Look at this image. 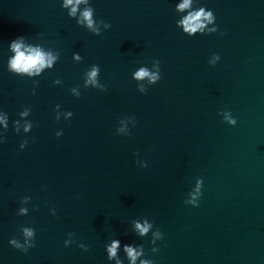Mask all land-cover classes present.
Segmentation results:
<instances>
[{"label": "water", "instance_id": "water-1", "mask_svg": "<svg viewBox=\"0 0 264 264\" xmlns=\"http://www.w3.org/2000/svg\"><path fill=\"white\" fill-rule=\"evenodd\" d=\"M202 2L219 30L190 37L175 25L174 0H92L96 16L111 22L100 35L59 0H0V108L15 119L31 106L33 121L25 148L11 119L0 144V264H111L104 244L113 236L150 249L149 237L130 229L140 215L164 233L149 253L156 264H264V0ZM20 34L60 49L35 94L31 79L5 66L7 44ZM153 58L161 79L141 93L131 72ZM91 63L107 90L81 87L74 97L69 87L82 85ZM56 103L72 110L70 122L55 121ZM225 107L235 126L218 114ZM125 114L137 120L127 137L115 133ZM197 176L204 183L193 207L184 199ZM23 195L32 197L29 213L17 216ZM27 223L36 243L24 253L8 239ZM69 231L86 251L63 245Z\"/></svg>", "mask_w": 264, "mask_h": 264}, {"label": "clouds", "instance_id": "clouds-1", "mask_svg": "<svg viewBox=\"0 0 264 264\" xmlns=\"http://www.w3.org/2000/svg\"><path fill=\"white\" fill-rule=\"evenodd\" d=\"M60 7L66 10L68 17L73 18L77 25L82 26L89 32L100 35L103 30L111 27V22L96 16V10L92 0H59ZM174 11L176 12L175 25L186 35L192 37L196 35H204L217 32L219 26L216 24V15L212 8L202 0H174ZM221 34H223L221 32ZM8 55L5 60L6 70L20 77H27L32 81V94L36 93V87L39 85V79L46 71L55 67L60 60V49L47 45L43 41H36L29 36L20 34L11 39L7 44ZM83 56L79 51L72 52V60L74 62L82 61ZM220 60V54L213 52L208 58V64L215 66ZM100 65L91 63L82 72V85L77 83L69 87V92L79 98L81 87L84 89L94 88L106 91L107 84L100 80ZM131 77L136 81V88L139 92L147 91L149 85L155 84L161 79V66L158 58H153L151 64L141 63L131 72ZM54 85H60L62 80L59 76L53 79ZM52 111L54 112L55 121L59 122L62 118L65 121L71 120L73 112L71 109H63L60 103L54 104ZM32 112L31 106L25 105L17 113V118L11 119L9 112L0 108V144L6 140L5 133L9 130V122L11 119V128L15 133L22 134L19 148L23 149L29 143L27 134L33 128V121L29 118ZM221 119L229 125L237 124L236 117L232 114L230 108L218 109ZM137 124L135 114H125L118 117L115 127V133L120 136H130L131 129ZM63 134V128H57L54 132L56 137ZM137 156L134 161L139 167H148L146 159ZM203 177H195V183L188 191L184 203L196 207L199 205L202 196ZM32 197L23 195L20 197V205L16 209L17 216H27ZM33 208L35 205H31ZM52 216L58 215L57 208L53 205L49 208ZM130 229L136 237H149L148 244L150 249L145 248L143 242L132 240L122 242L117 236H113L104 244L107 261L111 264H156L149 253L159 251L157 241L163 239L164 233L158 225L147 215H140L130 220ZM36 229L30 223L20 225V237L15 235L8 239V244L21 252L27 253L29 249L35 247ZM85 251L88 245L82 241H78L74 231H69L63 240V245L68 247L72 244Z\"/></svg>", "mask_w": 264, "mask_h": 264}]
</instances>
